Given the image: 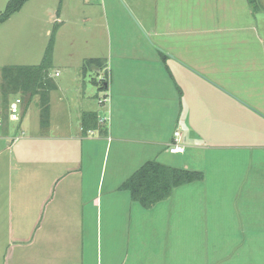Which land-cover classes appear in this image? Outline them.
<instances>
[{
	"label": "crops",
	"instance_id": "1",
	"mask_svg": "<svg viewBox=\"0 0 264 264\" xmlns=\"http://www.w3.org/2000/svg\"><path fill=\"white\" fill-rule=\"evenodd\" d=\"M229 2L239 3V10L243 5L248 8L244 23L250 27L248 1ZM218 11L221 22L238 17L234 11V17H228L230 12L223 8ZM186 35L185 25L167 35L178 38L175 46L164 47L178 66L188 64ZM232 35L219 34L216 38L221 40L214 42L211 53L242 54L251 48L249 35L241 42ZM177 58L184 62L178 63ZM192 60L189 56L188 61ZM192 81L194 89L202 83L200 88L211 90L209 114L217 118L222 113L223 134L218 138L219 132L210 126L211 141L206 142L194 124L203 117L197 107L202 106L205 94L169 80L170 85H178L185 100L177 121L183 126L185 150L169 153L180 155L178 159L166 156L173 135L169 132L163 137L156 129L157 104L144 99L162 95L158 88L168 86V80H108V132L99 121L98 107L80 98L79 90L67 105L63 94L52 96L61 91V85L51 80L55 89L48 94L49 120L42 125L37 119L40 94H21L1 81L0 264L14 260L32 264H264V145L229 142L227 124L235 99L217 83L216 87L205 80ZM225 90L236 95L233 85ZM16 100H20L18 118L10 120L9 106ZM85 114L98 120L97 125L94 120L85 122L94 126L91 130L97 136L91 130L92 137L83 132ZM111 144L113 159L107 170ZM148 161L200 171L203 179L174 189L167 200L150 209H141L119 188Z\"/></svg>",
	"mask_w": 264,
	"mask_h": 264
},
{
	"label": "rangeland",
	"instance_id": "2",
	"mask_svg": "<svg viewBox=\"0 0 264 264\" xmlns=\"http://www.w3.org/2000/svg\"><path fill=\"white\" fill-rule=\"evenodd\" d=\"M8 2L9 0H0V13ZM227 2L229 0L222 5L214 0H28L18 12L0 24V84L3 80V67L25 68L40 64L45 57L50 35L56 28L52 54L47 59L46 76L50 82L53 80L54 83H60L61 91L52 92V96L56 98L63 94L68 105V98L79 90L80 98L84 97L86 103L98 107V112L101 113L99 121L107 128V132L110 100L99 103L105 96L111 98L110 90H99V81L105 78L168 80V86L158 88V91H163L162 95L146 96L145 103L157 104L154 124L163 137L169 132L173 135L175 128L182 134L183 126L177 121L182 106H185L184 96L181 99V89L177 84H169V80H176L191 86L192 92L197 90L198 93L205 94L202 106L197 107L198 110H203V117L194 124L200 134H204L206 142L211 141L210 126L219 132L220 138L223 134L222 113L217 118L209 114L211 90L209 87L200 88L202 83H197V88L194 89L192 81L205 80L216 87L219 85L221 90L235 99L236 105L231 110L232 117L227 124L230 130L229 142L236 145H264V0H258L249 6L250 27L244 23L249 15L246 14L248 8L243 5L245 11L239 10L241 6H236L239 3L228 5ZM218 8L229 11L228 17H234V11L240 19L221 22L218 20ZM183 25L187 31L185 41L188 64L178 66L172 63L169 58L172 56L165 52L164 47L175 46L174 42L178 38L175 37L174 40L173 36L167 35L175 27L183 29ZM219 34H233L232 39L238 42H241L243 36L249 35L251 48L242 54L211 53L214 42L221 40L216 38ZM226 45L230 46L232 43L227 42ZM189 56L193 58L191 62L188 61ZM89 59L104 62L103 69L93 70L92 65L84 68ZM164 59L167 63H164ZM177 59L178 63L184 62ZM210 61L215 62L216 66L213 67ZM19 85L20 83L11 86L5 84L8 88ZM232 85V91L237 96L225 90ZM20 91L21 94L26 93L21 89ZM185 92L184 89L183 94ZM244 106L250 110L244 109ZM35 115L37 114L33 113V119ZM37 119L41 122L40 111ZM90 134L91 132L87 133V136H91ZM97 135L95 131L93 136ZM17 136L26 138L25 134ZM113 148L114 144H111L107 153V170L111 168ZM166 152L169 159L180 158V155L169 154L168 147ZM138 206L141 208L139 204ZM11 262L32 264L20 260Z\"/></svg>",
	"mask_w": 264,
	"mask_h": 264
},
{
	"label": "trees",
	"instance_id": "3",
	"mask_svg": "<svg viewBox=\"0 0 264 264\" xmlns=\"http://www.w3.org/2000/svg\"><path fill=\"white\" fill-rule=\"evenodd\" d=\"M28 0H9L4 10L0 13V24L6 22L14 13L18 12ZM250 7L258 0H247ZM56 28L50 35V40L45 51L43 61L33 67H3L1 69V76L3 85L19 86L12 87L14 90H23L29 93L30 96L40 94V114L41 123L46 125L49 117L48 94L55 89L53 83L46 76V68L48 66L47 59L51 57L54 35ZM104 62L98 59H89L85 66L92 65L97 69H103ZM87 69V68H86ZM99 90L106 91L108 80L105 78L99 81ZM6 87V86H5ZM85 114L82 122V130L84 133H89L94 126H87V120H94L97 125L95 116H88ZM104 131V130H103ZM106 132V131H105ZM203 174L200 171L186 170L181 168H173L159 164L154 161H148L132 173L121 185L120 190L129 192L130 199L138 203L144 209H150L159 202L167 200L174 189L202 181Z\"/></svg>",
	"mask_w": 264,
	"mask_h": 264
},
{
	"label": "built area",
	"instance_id": "4",
	"mask_svg": "<svg viewBox=\"0 0 264 264\" xmlns=\"http://www.w3.org/2000/svg\"><path fill=\"white\" fill-rule=\"evenodd\" d=\"M57 75V74H56ZM109 98L105 96L102 100L99 101L100 104L107 103ZM20 103V100H16L13 104H10L9 106V117L10 120H17L18 114H19V109L18 105ZM2 125V117L0 116V126ZM182 139V134L178 131L175 130L173 132V137L172 141L168 146V152L171 154H182L185 150L184 145L181 142Z\"/></svg>",
	"mask_w": 264,
	"mask_h": 264
}]
</instances>
